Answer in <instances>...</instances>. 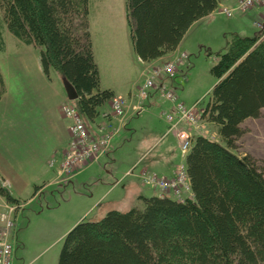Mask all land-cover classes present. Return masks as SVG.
<instances>
[{
	"label": "trees",
	"instance_id": "trees-1",
	"mask_svg": "<svg viewBox=\"0 0 264 264\" xmlns=\"http://www.w3.org/2000/svg\"><path fill=\"white\" fill-rule=\"evenodd\" d=\"M218 4L125 0L134 52L145 62L173 52L191 25ZM89 5L0 0V51L6 28L21 43L39 47L43 72L49 77L56 70L75 87L78 98L71 102L88 127L116 96L101 86ZM217 56L211 68L216 83L200 117L216 127L218 138L193 135L185 159L192 196H143L141 206L78 222L64 237L58 264H264V166L235 152L243 121L264 108V33H233ZM5 91L0 68V98ZM0 195L18 204L1 179Z\"/></svg>",
	"mask_w": 264,
	"mask_h": 264
},
{
	"label": "rangeland",
	"instance_id": "rangeland-1",
	"mask_svg": "<svg viewBox=\"0 0 264 264\" xmlns=\"http://www.w3.org/2000/svg\"><path fill=\"white\" fill-rule=\"evenodd\" d=\"M119 4L117 2V5L112 7V17L116 20V25L118 20L122 21L119 15ZM221 6L228 5L222 4ZM123 9L124 0H122V11ZM234 16L228 19L224 16L218 17L221 18V21L230 23ZM122 17L125 16L122 15ZM248 17L251 21L255 19L253 16L248 15ZM244 30L243 33H240L241 35L253 36L257 32L264 33V21L258 20L254 25L244 28ZM208 33L203 36L212 40L210 46L192 38L185 41L183 51L187 57L178 65L175 76L166 79L168 87L175 95V101L160 95L156 92L157 90H152L155 92H151L148 98L143 100L139 114L135 112L136 108L132 109L134 112H131L128 120V127L132 129L124 131L128 134L117 138L112 143L108 154L83 165L80 171H78L80 168H76L66 181H63L64 178L60 181L56 180L35 196H33L35 193L33 184L18 187L9 184L13 195L18 200V204L14 203L18 209L13 214V264H58L64 237L78 222L100 219L108 210L115 208L114 206L120 210H128L135 205L141 206L142 200H137L134 197V189H132L134 179L145 187L147 196L158 191L149 183H143L138 178L137 174L141 164L136 166L134 174H125V172L129 165L137 160L150 144L167 130L169 125L165 114L172 112L175 104L182 103L186 107H194L198 115L204 110L216 83V77L212 74L211 68L217 61V54L225 50L227 42L233 34L229 33L222 38L218 32ZM4 36L6 48L4 51H0V67L5 77V93L9 91L12 95L10 102L13 103V107L9 115L13 121V129L9 137H0V167L5 168L10 174H14V52L15 49L18 50V45H21L20 47L23 49L28 48H25L26 44L21 43L7 28L4 31ZM29 49L40 51L39 47L33 45H29ZM127 55L123 53L121 57L118 68L120 76L117 82H113L111 77H107L103 82L104 85L106 82L118 84L122 90H125L124 93L131 89L130 81L133 82L136 76L141 81L139 74L142 69L140 64L135 63L131 54ZM134 55L136 54L134 53ZM169 59L165 58L151 64L145 76L150 70ZM164 77L158 78L156 85L162 83ZM200 123L203 127L202 133L215 139L218 138L216 127L213 124L204 120H200ZM112 124H108V122L104 124L103 128H106L107 132L105 129L100 134V136H108L110 142L113 139V132L116 131V126L113 127ZM111 127L114 128V131L109 132ZM242 128L243 134L237 140L235 152L240 156L250 154L258 160L260 165L264 166V108L259 117L245 119ZM195 131L193 132L195 133ZM173 134L169 133L164 136L165 139L161 141L162 143L154 145L148 159L153 153L166 147L168 151H173L177 143ZM5 149L8 150L7 155L3 154ZM177 152L181 161L185 162L186 156L181 154L179 148ZM135 175L137 177H134ZM157 175L161 176L158 173ZM9 177L12 178L11 175ZM170 197L175 198L172 195ZM88 208L90 209L88 210Z\"/></svg>",
	"mask_w": 264,
	"mask_h": 264
},
{
	"label": "crops",
	"instance_id": "crops-1",
	"mask_svg": "<svg viewBox=\"0 0 264 264\" xmlns=\"http://www.w3.org/2000/svg\"><path fill=\"white\" fill-rule=\"evenodd\" d=\"M117 2L120 3L119 15L122 21L118 20L116 25V20L112 17V7H115ZM236 2L237 0H219L218 7L222 4L233 6ZM89 11L92 45L100 71L101 86L113 89L116 96H125L129 98L123 116H114L112 114L111 102H108L102 107V112L96 120L89 123L90 131L96 135H100L106 129L103 127L107 122L108 124L113 123V127L116 126V131H114L112 127V129L108 130L109 132L114 131L112 135L113 139L110 142V146L102 152L97 159L102 158L104 154H108L112 143L117 140V138L128 134L127 132L124 133V131L132 129L128 127V120L131 116V112H134V110H132L133 104L136 103L133 94L136 93L151 64L165 58H171L177 53L182 52L185 41L188 38L203 41L205 45L210 46L212 45V40L203 36L208 32H218L223 38V36L226 37L229 33H243L245 31L244 28L254 25L258 20L264 21V7L256 6L245 12H239L232 17L233 21L230 23L221 21V18L218 16H224L227 19L230 17L214 10L208 16L197 20L191 25L176 50L156 60L145 62L137 55H134L135 52L132 47L129 26L125 15V0L123 11L122 0H90ZM122 15L125 17L123 18ZM248 15L253 16L255 19L251 21ZM20 46L21 45H18V50L15 49L16 51L14 52V174H10L5 168L0 167V179L9 189V184L17 187L31 184L35 187L39 186L40 188L33 194V196H35L41 193L43 188L56 180L60 181L64 178L63 181H66V179L71 176L63 174L60 168V163L64 158L71 138L69 132L71 120L65 117L60 110L61 104L67 100L62 75L58 71L52 70L48 77L43 72L41 66L40 51L29 49V45H24L26 46L25 48L28 49H23V47ZM123 53H126V55L128 54L127 56L131 54L135 63L142 66L141 73L139 74L141 81H139L137 76L133 82L130 81L132 90H128L127 93H124L125 90H122L121 86H118V84H108L107 82L105 85L103 84L107 77H111L113 82H117L120 76V71L118 70L119 63H121L120 60ZM166 79L167 78H165L163 82L168 84V79ZM153 90H157L156 92L161 95V91L158 87ZM11 97L12 95H10L8 91L0 99L1 138L9 137L13 129V121L9 115L13 107V103L10 102ZM140 110L141 109H136L135 112L139 114ZM179 127L187 128V125L181 124ZM169 133L167 128L161 136H158L155 142L150 144L137 160L129 165L125 174H134L136 166L141 164L137 174L140 181H142L143 173L155 172L161 176H174L176 166L181 161L180 155L177 152V149L179 148L180 150V147L176 130L172 131L177 141L176 147H174L175 151H168L166 147L159 152L153 153L148 159L154 145L162 143L161 141L165 139L164 136H167ZM170 144H172V141H170ZM7 153L8 150L5 149L3 154L7 155ZM52 160L54 164L51 165ZM82 168L83 167H80L78 171ZM7 173H9L12 178H10V175ZM134 177L137 176L135 175ZM133 182L132 189H134V197L140 200L141 197L147 196L145 187L135 181V179ZM10 193L15 197L11 189ZM152 195H160V191H154ZM114 207L115 208L112 209L120 210L116 208L117 206ZM89 209L90 208H88V210Z\"/></svg>",
	"mask_w": 264,
	"mask_h": 264
},
{
	"label": "built area",
	"instance_id": "built-area-1",
	"mask_svg": "<svg viewBox=\"0 0 264 264\" xmlns=\"http://www.w3.org/2000/svg\"><path fill=\"white\" fill-rule=\"evenodd\" d=\"M256 6L264 7V0H238L233 6H219L216 11L231 17ZM185 57H187V54L184 51L177 53L167 62L150 70L133 95L136 100L133 108H141L143 100L149 96L151 89L158 85H156L158 78L160 79L162 76L173 77L178 65ZM159 87L162 96L169 97L172 101H175L172 89H169L164 83H161ZM127 104V97L115 96L111 103L112 114L118 117L123 116ZM61 112L65 117L71 119L69 125L71 138L64 158L60 163V168L63 174L71 175L76 168H80L97 159L108 148L110 140L108 136L99 135L97 137V135L93 134L77 107L71 101L66 100L61 104ZM165 119L170 125L168 132L176 130L181 152L186 155L193 143V131H203L200 115L195 112L194 107H186L182 103H177L172 112L165 114ZM181 124L187 125V128H180L179 125ZM52 164H54L53 160L51 161ZM142 181L157 188L161 194L172 195L180 200L192 195L187 166L184 161L177 164L175 174L172 177L159 176L155 172L143 173ZM17 209L18 206L14 205V203H9L0 196V264H13L14 246L11 240V233L14 228L13 214Z\"/></svg>",
	"mask_w": 264,
	"mask_h": 264
},
{
	"label": "water",
	"instance_id": "water-1",
	"mask_svg": "<svg viewBox=\"0 0 264 264\" xmlns=\"http://www.w3.org/2000/svg\"><path fill=\"white\" fill-rule=\"evenodd\" d=\"M63 85L67 94V98L69 100H76L78 98V93L73 84L65 77H63Z\"/></svg>",
	"mask_w": 264,
	"mask_h": 264
},
{
	"label": "flooded vegetation",
	"instance_id": "flooded-vegetation-1",
	"mask_svg": "<svg viewBox=\"0 0 264 264\" xmlns=\"http://www.w3.org/2000/svg\"><path fill=\"white\" fill-rule=\"evenodd\" d=\"M14 237V234H13V232L11 233V238H13Z\"/></svg>",
	"mask_w": 264,
	"mask_h": 264
}]
</instances>
